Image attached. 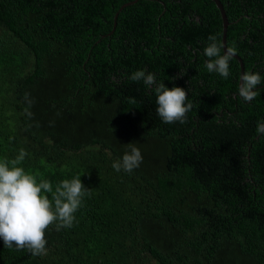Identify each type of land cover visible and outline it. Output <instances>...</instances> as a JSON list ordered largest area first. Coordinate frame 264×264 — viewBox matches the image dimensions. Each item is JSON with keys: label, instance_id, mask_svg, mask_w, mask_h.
<instances>
[{"label": "trees", "instance_id": "trees-1", "mask_svg": "<svg viewBox=\"0 0 264 264\" xmlns=\"http://www.w3.org/2000/svg\"><path fill=\"white\" fill-rule=\"evenodd\" d=\"M131 1L0 0V160L23 149L19 166L37 182L55 188L80 176L92 190L71 228L45 230L46 255L0 241V264H264V135L254 127V118H264V94L252 111L235 108V84L217 93L203 85L205 61L195 83L186 67L173 79L162 55L148 72L169 89L183 88L193 104L185 123H163L154 92L129 77L142 70L139 59L168 51L154 40L137 57L140 36L156 37L163 14H174L172 2L161 0L163 11L154 0H137L118 12L113 27L118 8ZM208 2L204 19L220 29ZM226 5L228 21L264 20L239 12L234 0ZM204 28L191 38L199 35L206 47ZM226 32V48L236 49V28ZM191 49L186 62L203 52L194 43ZM129 143L142 163L117 172L112 164Z\"/></svg>", "mask_w": 264, "mask_h": 264}, {"label": "clouds", "instance_id": "clouds-1", "mask_svg": "<svg viewBox=\"0 0 264 264\" xmlns=\"http://www.w3.org/2000/svg\"><path fill=\"white\" fill-rule=\"evenodd\" d=\"M208 40L210 43L203 49V55L207 58V72L228 79L230 61L237 55L236 49L224 48L216 36L210 35ZM183 75L184 73H179V76ZM176 78L179 77L173 79ZM129 79L133 82L142 81L154 92L156 113L163 123L186 122L187 113L193 108V104L187 102L188 94L183 88L169 89L164 83L157 82L154 73L145 70L135 71ZM239 79L238 97L246 103L252 102L258 95V91L254 89L262 83L260 73L244 72ZM28 103L31 104L32 101L29 100ZM256 132L264 135V120L257 122ZM127 145L129 150L112 164L117 172L123 170L131 173L142 163L139 148L133 143ZM26 156L27 152L21 149L14 159L0 160V241L6 248H15L17 251L26 249L35 257L47 254L45 230L53 224L57 231L71 228L75 213L92 190L85 188L80 176L63 179L55 188L47 179L37 182L35 175L19 166Z\"/></svg>", "mask_w": 264, "mask_h": 264}, {"label": "flooded vegetation", "instance_id": "flooded-vegetation-1", "mask_svg": "<svg viewBox=\"0 0 264 264\" xmlns=\"http://www.w3.org/2000/svg\"><path fill=\"white\" fill-rule=\"evenodd\" d=\"M154 1L159 6L162 7L163 11H166L165 5L161 0H154ZM166 1L167 4L172 2V4L169 7L171 11L172 10L174 11V14L171 13L163 14L164 22L161 28L159 25H156L157 35L155 38H153V36L149 34L142 33V35L140 36V45L142 46L143 51L139 54V56L137 54V57H141L146 50L145 45H149L153 43L154 40L157 42V44H161L162 46H165L167 44L166 47L168 51L155 55L152 59L153 61H147L145 59H139L138 61L141 63V69L148 72V71H152L154 69V66L158 64L156 58L163 55L162 57L167 58L168 64L174 68L171 71V74H173V76L179 77V73L182 72V70L186 67L184 70L186 71L187 74L189 73V77L191 81L196 83L198 79L197 77L198 72H201V69L198 68L200 66L199 60L202 59L206 63L207 58L203 55V52L199 50L197 56L190 58V60L187 62L186 60L188 57V53L191 52L192 54H194V51H192L191 49V43L199 45L204 49L207 42H201L199 35L197 37L193 36L192 38L191 36L195 33L197 28L205 27L202 31L208 32V36L210 35L216 36L218 42L221 43L224 46V48H226L225 45L228 36L225 35L223 42L222 27H220L219 29L218 26H215L212 23H207L203 16L204 15L203 10L206 11L205 13L206 17H208V15L211 13L212 8H211V4H209L208 1H211L213 3V8L218 10L219 15H220V11L217 8V4L212 0H166ZM216 2L221 7V10L224 13L225 18L227 20L228 26L231 25V27L236 28L235 37L231 40L236 41L235 44H236L237 55L230 61V68H229L230 76L228 77V79H224L216 73H209L206 70L203 72L204 74L203 77L206 79V84L203 85L212 87L211 91L217 93L219 89H224L226 83L235 84L236 91L229 94L233 98V100L231 101L233 102L235 108L238 107L241 110L242 109L248 110L250 109V107H252V102L246 103L242 101L237 95V90L240 83L239 78L240 75L244 72L260 73L262 77V83L261 85H258L257 88L254 89V91H258L257 96H259L260 93L264 94V20L263 21L258 19L252 20L248 18L247 25H244V23L238 22L241 21V18L243 16L235 15L237 17L235 18L234 21L233 20L228 21V17L226 13L230 9L227 8L226 5L227 0H216ZM234 2L236 3V9H238L239 12H251L252 15H257V16L261 15V17L263 18L264 0H234ZM223 3H225V6ZM158 20L159 18L156 19V21ZM251 23H255L256 25L251 26L250 25ZM233 25H235L236 27ZM222 54H223V48H222ZM242 60H244V62L247 65H249V67H243ZM234 63L236 65L235 67H234ZM150 64L153 65L152 69H150ZM239 64H241V68L239 67ZM236 67L238 74H236ZM186 83L185 86L191 84L189 82L188 84ZM198 83L201 82L198 81ZM227 97L228 95L226 94L225 98ZM202 100L204 102L205 99ZM228 100L229 99L220 102L221 103L220 105H222L225 102L228 104L230 102ZM209 112L211 114L215 113V111L213 110H210ZM221 113L222 110L220 111V114ZM215 116L224 118L223 117L224 115H215ZM225 116L229 117V114ZM253 116L256 117L254 113ZM254 120H256V124H257L258 121H262L264 120V118L263 119L254 118ZM254 127L256 128L257 125H254ZM261 176L264 179V173L261 174Z\"/></svg>", "mask_w": 264, "mask_h": 264}, {"label": "water", "instance_id": "water-1", "mask_svg": "<svg viewBox=\"0 0 264 264\" xmlns=\"http://www.w3.org/2000/svg\"><path fill=\"white\" fill-rule=\"evenodd\" d=\"M136 1H137V0H133V1H131V2L125 3V4L121 5V6L118 8L117 12H116V13L114 14V16H113V27H114V25H115V19H116V16H117L118 12H120V10L123 9L125 6H128V5H132V4H134ZM212 1H214V2L217 4V8H218L219 11H220L221 27H222V39H223V42H224V37H225V35H226V28H227V26H228V23H227V20H226V18H225V15H224V13L222 12L221 7L219 6V4L216 2V0H212ZM223 42H222V43H223ZM239 67L241 68V64H239Z\"/></svg>", "mask_w": 264, "mask_h": 264}]
</instances>
